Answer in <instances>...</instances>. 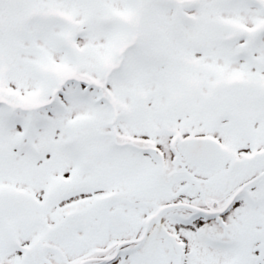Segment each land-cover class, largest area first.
Here are the masks:
<instances>
[{
  "label": "snow or ice",
  "instance_id": "obj_1",
  "mask_svg": "<svg viewBox=\"0 0 264 264\" xmlns=\"http://www.w3.org/2000/svg\"><path fill=\"white\" fill-rule=\"evenodd\" d=\"M0 264H264V0H0Z\"/></svg>",
  "mask_w": 264,
  "mask_h": 264
}]
</instances>
